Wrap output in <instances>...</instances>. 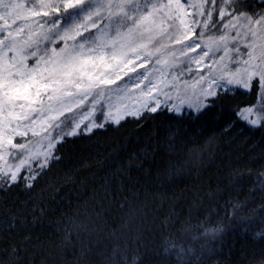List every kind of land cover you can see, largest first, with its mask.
I'll use <instances>...</instances> for the list:
<instances>
[{
    "label": "trees",
    "instance_id": "trees-1",
    "mask_svg": "<svg viewBox=\"0 0 264 264\" xmlns=\"http://www.w3.org/2000/svg\"><path fill=\"white\" fill-rule=\"evenodd\" d=\"M251 85L65 137L35 180L0 185V264H113L116 248L139 264H264V126L237 115Z\"/></svg>",
    "mask_w": 264,
    "mask_h": 264
},
{
    "label": "snow or ice",
    "instance_id": "snow-or-ice-1",
    "mask_svg": "<svg viewBox=\"0 0 264 264\" xmlns=\"http://www.w3.org/2000/svg\"><path fill=\"white\" fill-rule=\"evenodd\" d=\"M254 4L264 5V0H254ZM186 5L192 11L186 12ZM245 8L247 0H201L198 4L190 0H0V22H3L0 23V185L35 180L37 173L32 162L38 161V167L43 169L50 160L58 159L53 155L56 144L66 136L92 132L94 127L103 128L106 122L119 124L127 115L140 117L145 111L156 112L160 101L155 97L129 109L123 104L126 96L121 95L128 84L116 89L108 86L122 79L121 72L124 76L136 72L135 66L128 67L134 63L130 53L136 60L147 59L152 55L147 51L149 44L160 52L166 46L164 40L177 44L191 41L187 33L196 27L207 29L213 23L214 11L220 20L228 18L224 24L228 32L235 31L234 36L219 38L224 42L225 56L229 55V39L235 42L237 37H244L245 47L249 49L247 59L234 61L242 67L228 76L226 83L248 89L256 79L257 104L238 111V118L252 127L264 126V10L245 11ZM50 44L62 46L50 49ZM219 46L217 42V50ZM199 48L201 44L192 41L180 51ZM212 51L208 47L199 59H189L199 63ZM156 63L160 64L161 60L157 58ZM144 80H148L145 88L151 91L149 85L153 81L146 73L129 76L136 87ZM204 80L200 77L198 83ZM214 84L221 87L213 79L199 94L194 91L195 99H188V108L200 112L207 107L201 97L215 96ZM151 100H155V106H151ZM88 101V112L76 111ZM105 103L109 109L107 115L103 111ZM183 103L181 99L172 110L181 111ZM97 105L99 124L95 119ZM112 109H116L115 115ZM85 119L88 123L81 129ZM29 132L33 137L43 133L35 144L45 151L36 149L31 140L14 143L16 138L23 140ZM22 170L31 174L22 177ZM258 235L264 236V232ZM17 254L13 249L12 255ZM116 256L122 257L123 264H139L137 256L129 260L119 248L113 250V264Z\"/></svg>",
    "mask_w": 264,
    "mask_h": 264
},
{
    "label": "rangeland",
    "instance_id": "rangeland-1",
    "mask_svg": "<svg viewBox=\"0 0 264 264\" xmlns=\"http://www.w3.org/2000/svg\"><path fill=\"white\" fill-rule=\"evenodd\" d=\"M190 2L192 4H198L201 2V0H190ZM259 10H264V8H259ZM185 11L190 12L192 10H190L186 5ZM199 19L203 20L204 18L200 17ZM227 19L228 18L225 17L224 20H220L218 14L214 11L212 13L213 23L210 24L207 29H204L202 27H196L193 32L187 33V35L191 37V41L184 40L183 44H177L173 41L164 40V44L166 46L162 48L160 52H157L156 49L151 44H149L147 47V51L151 52L152 55L147 59L141 57L140 60H136L135 56L130 53V56L133 59L134 63L128 65V67L131 68L135 66L136 72H129L128 76H124L121 72L120 75L122 76V79H116V77L113 76L112 78L116 79V83L109 85L108 87L111 89H116L118 86L123 88L125 84H128L126 92L121 93V95L126 96V99H124L123 104L126 105L129 109L138 108L144 100H148L150 97H155L160 101L159 108H166L168 110L170 109L171 111H173L172 106L180 104L181 99H183L184 103L182 105L181 111H173L176 114H180V112L182 111H195V109L188 108V99H195L193 92L195 91L196 94H199L200 89L207 88L208 83H210L213 79H215L217 83L221 85V87H217L215 84L213 85V89L215 90V92L220 91V89L231 90L234 88L248 90L249 88L246 89L235 84L228 85L226 83L227 77L230 76L233 72H235L237 68L242 67L241 63H236L234 61L242 62L244 59H247L246 53L249 51V49L245 47V43L247 42V40L244 37H237L235 42H233L231 39L228 40L227 48L229 50V55L225 56L223 47L224 42L219 41V38L222 35H227L228 37L235 35L234 30L228 32L224 28V24L227 23ZM17 23H21V21H17ZM92 31H95V29H92ZM201 33H203V35H201ZM85 35H87V33H85ZM192 41L199 42L201 44V48L196 49V51L189 50L187 52L182 53L180 49L184 46V44H188ZM217 42H219L220 45L218 50ZM61 46L62 45L58 44L48 45L50 49L53 47L58 49ZM208 47H211L213 51L209 52V56L204 57L203 60H201L199 63H197L196 60L189 59L190 57H196L197 59H199L202 52L207 51ZM236 48H239V53L235 51ZM221 57H223V59H221ZM157 58L161 60L160 64L156 63ZM29 63L31 64L32 61L30 60ZM141 64H143L142 67L140 66ZM225 65H227V69H225ZM156 69H159L160 71H156ZM125 71H127V69H125ZM137 73H146L149 78L153 81L152 85H149L151 91L145 88V85L148 84V80H144L139 87H136L129 81V76L135 77ZM221 75H224L226 78L224 80H220L219 77ZM200 77H204L205 80L203 82L198 83V81H200ZM253 82H256V79H253L251 83ZM193 86L195 87L193 88ZM142 91L143 95L141 94ZM256 94L257 99L254 103H252V105L249 106L257 104L258 91L256 92ZM112 96L113 100L115 101V93H113ZM169 97H171V99H169ZM201 99H203L204 103H206L207 100L210 99V97H208L207 99L201 97ZM151 106H155V100H151ZM249 106H244L242 107V109ZM99 109L100 106L97 105V111L95 112V119L97 124L101 122ZM89 110L90 101L85 102V105L81 106L80 109H76L77 112H88ZM121 110H123V107H121ZM103 111L105 115L108 114L109 109L106 103L104 105ZM112 111L115 115L116 109H112ZM66 115L69 114L66 113ZM128 116L133 115H127L126 117ZM87 123L88 120L85 119L84 124L81 125V129H83L84 125ZM105 124H107V122ZM52 135L55 136L56 132H52ZM42 136L43 133H41V136L33 137L31 135V132H29L28 136L24 137L23 140H21L20 138H16L14 140V143L28 142L29 140H31L35 148L43 152L45 151V149L40 144H35L36 141L41 140ZM38 164V161L32 162V169L35 170V173L37 172V170L40 169L38 167ZM30 174L31 173L28 170H22L20 173V175L25 178ZM25 181L28 180L25 179Z\"/></svg>",
    "mask_w": 264,
    "mask_h": 264
}]
</instances>
